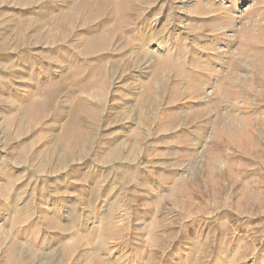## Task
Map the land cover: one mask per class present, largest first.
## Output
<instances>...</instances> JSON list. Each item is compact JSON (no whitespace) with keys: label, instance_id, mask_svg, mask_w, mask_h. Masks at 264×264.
Here are the masks:
<instances>
[{"label":"rangeland","instance_id":"obj_1","mask_svg":"<svg viewBox=\"0 0 264 264\" xmlns=\"http://www.w3.org/2000/svg\"><path fill=\"white\" fill-rule=\"evenodd\" d=\"M0 264H264V0H0Z\"/></svg>","mask_w":264,"mask_h":264}]
</instances>
